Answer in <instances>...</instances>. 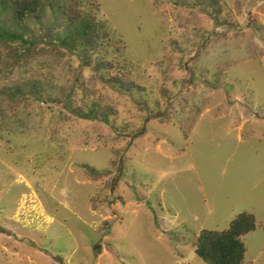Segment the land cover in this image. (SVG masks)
Returning a JSON list of instances; mask_svg holds the SVG:
<instances>
[{
    "label": "rangeland",
    "instance_id": "obj_1",
    "mask_svg": "<svg viewBox=\"0 0 264 264\" xmlns=\"http://www.w3.org/2000/svg\"><path fill=\"white\" fill-rule=\"evenodd\" d=\"M39 1L0 0V264H207L242 212L264 264V0Z\"/></svg>",
    "mask_w": 264,
    "mask_h": 264
},
{
    "label": "trees",
    "instance_id": "obj_2",
    "mask_svg": "<svg viewBox=\"0 0 264 264\" xmlns=\"http://www.w3.org/2000/svg\"><path fill=\"white\" fill-rule=\"evenodd\" d=\"M15 4V15L18 18H24L27 14H37L41 8L39 0H15ZM66 8L64 18L72 27V31L62 43L69 49L75 51L83 45L96 49L106 37H109L105 25L88 17V14L81 10L78 1H73ZM115 80L121 87L131 89L133 86L126 77H116ZM256 223L253 213L242 212L225 230L204 229L196 240L195 252L207 264H245L247 247L243 236L255 230Z\"/></svg>",
    "mask_w": 264,
    "mask_h": 264
}]
</instances>
